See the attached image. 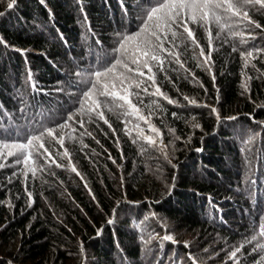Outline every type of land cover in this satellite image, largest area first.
Instances as JSON below:
<instances>
[{"label": "trees", "instance_id": "trees-1", "mask_svg": "<svg viewBox=\"0 0 264 264\" xmlns=\"http://www.w3.org/2000/svg\"><path fill=\"white\" fill-rule=\"evenodd\" d=\"M145 3L17 0L6 10L0 0L6 13L0 16V129L26 135L38 122H63L87 90L76 73L86 76L111 62L118 34L138 29ZM249 15L264 25V11ZM196 31L207 52L203 29ZM252 35L246 46L214 40L211 73L197 67L189 49L181 57L189 72L169 70L172 83L157 74L162 91L179 102L161 99L164 111L151 117L166 148L133 143L136 131L126 135L124 117L105 110L115 135L102 120L86 122L92 135L83 137L81 151L79 139L69 140L70 129L64 130V148L83 180L68 169V158H57L64 167L29 174L30 201L23 177H12L16 169H0V264H192L189 253L197 264H233L230 250L258 233L264 220V54L244 68L232 51L233 44L264 47V30ZM73 126L79 137L84 129ZM156 140L159 145L161 137ZM166 234L177 243L162 240ZM254 246L242 249L239 264H257L264 253Z\"/></svg>", "mask_w": 264, "mask_h": 264}, {"label": "snow or ice", "instance_id": "snow-or-ice-1", "mask_svg": "<svg viewBox=\"0 0 264 264\" xmlns=\"http://www.w3.org/2000/svg\"><path fill=\"white\" fill-rule=\"evenodd\" d=\"M16 3L17 0H6V10L13 9ZM252 9L264 11V0H146L138 29L131 33L118 34L119 39L117 46L112 50L111 62L106 65L101 64L95 70H89L86 76L83 72L76 73L77 76L85 77L83 83L87 85V90L82 91L78 107L69 112L63 122L54 123L52 126L42 121L38 122V127H34L26 135H21L18 130L0 129V169L6 167L16 169L12 177H23L25 193L30 201L32 193L27 187L29 174L32 178H36L39 172L50 171L52 165L64 167L62 163L57 162V158L60 160L68 158V169L83 180V176L72 164L69 150L64 148L66 136L64 130L70 129L67 133L69 140L79 139L81 151L87 147L83 144V137L92 135L85 128L86 122L102 120L115 135L116 130L112 128V124L105 116V110L117 115L118 118L124 117L126 135L131 137L133 130L136 131L133 143L143 141L152 147L166 148L167 146L163 145L161 130L151 122V117L155 112L164 111L161 99L169 104L178 105L179 102L162 91L157 81V74L164 73V78L172 83L171 77L167 75L169 70L189 72L185 67V61L181 58L189 49L192 50L191 59L196 61L197 67L205 68L211 73L214 63L212 61L214 40L223 39L224 43L238 40L239 45L246 46L256 39V36L252 35L254 29L264 30V25L253 20L249 15ZM5 14V12H0V16ZM241 25L243 28L240 27ZM197 28L204 31L207 52L205 45L200 43L197 36ZM213 28L217 30L215 36H213ZM232 51L239 52L244 61L243 67L247 68L251 60L264 54V47H250L241 50L233 44ZM28 75L31 80L30 71ZM190 75L195 79L193 73ZM242 75L245 73L242 72ZM212 78L215 80L214 74ZM247 79L250 80L251 77ZM242 87L245 91L249 90L246 82ZM145 97L151 99L145 103ZM183 98L191 105L196 104L195 100L187 96ZM145 109L148 111L147 115L144 114ZM211 111L216 114L219 121L218 110L212 108ZM172 115L176 116V113ZM78 116L80 119H77ZM229 119H236V117ZM141 122L147 125L152 134L145 135ZM73 125L84 129L79 137L72 135L77 131ZM195 127L199 125L196 124ZM169 131L173 132L174 129H169ZM158 136L161 137L159 145L156 140ZM55 145H59L64 150L62 152L55 150ZM117 145H119V140H117ZM50 148L53 149L55 155L49 150ZM145 150L141 148V152ZM165 157L167 158L166 152ZM10 158L12 162L8 163ZM109 159L116 163L110 154ZM51 175L55 173L51 172ZM121 179L123 180V177ZM85 187H87L86 183ZM89 192L91 193L90 189ZM93 199H95L94 196ZM9 207L12 205L9 204ZM28 207H31V202ZM113 211L115 212V209ZM152 215L155 216V213ZM112 222L111 219L108 221L109 224ZM261 239H264V220L259 225L258 233L230 250L228 260L233 261V264H239L238 254H242V249L254 242L255 246L252 251L264 253V243L260 242ZM162 240L177 243L170 234L164 235ZM185 247H188L187 242H185ZM188 258L192 264H197L191 253ZM257 264H264V255L257 261Z\"/></svg>", "mask_w": 264, "mask_h": 264}]
</instances>
